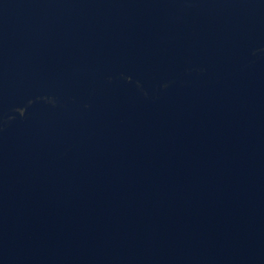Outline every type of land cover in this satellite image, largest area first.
Segmentation results:
<instances>
[{
    "label": "water",
    "instance_id": "1",
    "mask_svg": "<svg viewBox=\"0 0 264 264\" xmlns=\"http://www.w3.org/2000/svg\"><path fill=\"white\" fill-rule=\"evenodd\" d=\"M0 264H264V0H0Z\"/></svg>",
    "mask_w": 264,
    "mask_h": 264
}]
</instances>
